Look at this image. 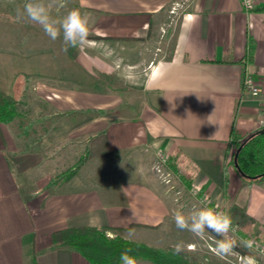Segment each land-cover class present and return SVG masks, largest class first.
Instances as JSON below:
<instances>
[{"label": "crops", "instance_id": "0c3cea01", "mask_svg": "<svg viewBox=\"0 0 264 264\" xmlns=\"http://www.w3.org/2000/svg\"><path fill=\"white\" fill-rule=\"evenodd\" d=\"M65 6L91 14L86 43L0 46V95L16 109L0 121V264H89L52 247L51 233L69 226L119 227L108 231L172 246L161 239L174 211L193 210L174 185L206 190L231 217L232 250L262 260L243 238L264 243V178L248 183L228 159L233 135L258 129V99L241 81L264 67V0L251 10L240 0ZM157 149L180 184L154 173Z\"/></svg>", "mask_w": 264, "mask_h": 264}, {"label": "trees", "instance_id": "16d2710c", "mask_svg": "<svg viewBox=\"0 0 264 264\" xmlns=\"http://www.w3.org/2000/svg\"><path fill=\"white\" fill-rule=\"evenodd\" d=\"M15 114L14 101L0 95V121H9ZM229 148L228 164L234 167L244 180L249 183L264 178V127L241 139L233 135ZM227 174L224 165V179H227ZM109 229L121 228L92 225L59 228L51 233L52 247L77 251L89 264H119L121 253L127 249H131L130 255L136 259H148L155 264H200L198 259L188 256L183 249L177 251V247L173 246L149 245L122 236L118 232L108 236L106 232Z\"/></svg>", "mask_w": 264, "mask_h": 264}, {"label": "clouds", "instance_id": "9594fccd", "mask_svg": "<svg viewBox=\"0 0 264 264\" xmlns=\"http://www.w3.org/2000/svg\"><path fill=\"white\" fill-rule=\"evenodd\" d=\"M64 6L65 0H27L23 8L17 10V20H26L39 26L52 41L62 35L63 50L67 51L70 47L75 48L87 42L89 26L94 20L91 14L82 13L79 9H72L60 18L54 17L53 10ZM173 219L178 229L187 230L196 236L202 237L206 229L220 236L221 239L216 243L217 254H227L236 246V241L228 235L232 220L226 213L207 207L194 208L188 213L175 210ZM251 245L252 242H247L248 247ZM130 252L131 249H127L121 253L120 264H137ZM249 264H256V261L250 258Z\"/></svg>", "mask_w": 264, "mask_h": 264}, {"label": "rangeland", "instance_id": "374dc122", "mask_svg": "<svg viewBox=\"0 0 264 264\" xmlns=\"http://www.w3.org/2000/svg\"><path fill=\"white\" fill-rule=\"evenodd\" d=\"M26 2L27 0H0V46L16 44L19 46L34 47L37 45H43V44L48 43L49 37L44 33V31L39 26L32 24L26 20L25 21L17 20V10L22 9L23 5ZM68 3H69V0H65V5H68ZM70 3H72V1H70ZM72 9H76V8H72L71 6L67 8L65 6V8L54 9L53 15L56 18H60ZM171 10H174V9H171ZM80 11L82 13H85L83 10H80ZM173 16L174 15H172L171 18H173ZM58 41L59 42L62 41V35L60 38H58ZM160 44L161 43L158 41L154 43L155 45L154 50H153L154 52H157V49H158L157 47H159ZM167 168L170 171V181L173 180V181H176L177 184H180V182H178L177 175H175L174 172L169 169L168 165H167ZM152 169L154 173L157 175L158 179L162 181L160 174L156 171L155 163L152 165ZM170 189H172L173 192L175 191V193L191 196L193 198V208L192 209L196 207L197 208L207 207L211 209L210 205L208 204L206 205L205 203L200 201V199L198 198L199 195H197L196 194L197 192L194 191L192 187L190 188V186L188 187V189H186L184 186V190L182 192L178 191L177 185L171 186ZM170 230L172 231V233L170 235L169 234L166 235V237H163V238L161 237L162 238L161 240L171 242L174 245V246L172 245L173 247H176L175 245L177 242L185 238H188L189 235L191 236L193 234L187 230H180L176 227V225H173V224L172 226H170ZM106 234L108 236H112L114 232L107 231ZM228 235L229 237L237 241V237L236 235L232 233V230H230ZM175 238H177L176 241H175ZM196 238H197V241H194L193 244H188L186 245L185 249L184 248H180V249L185 250L188 253V256L190 257L193 256V258H196V259L200 258L204 262L209 261V263H214V264H217L220 261L221 262L224 261L228 263L230 262L226 260L227 257L232 258L230 252L227 254H217L216 243L219 239H221L220 236L216 234L214 235L213 233L211 234L210 230L206 229L205 234L202 237L196 236ZM193 245H194V248H188V247H193ZM162 246H171V245H162Z\"/></svg>", "mask_w": 264, "mask_h": 264}, {"label": "built area", "instance_id": "2783aa9c", "mask_svg": "<svg viewBox=\"0 0 264 264\" xmlns=\"http://www.w3.org/2000/svg\"><path fill=\"white\" fill-rule=\"evenodd\" d=\"M242 7L245 10H251L255 6V0H240ZM174 8V7H173ZM241 88L246 91L250 96L258 99L259 102V117L257 120L258 128L264 127V67L259 70V73L255 76L251 73H246L242 77ZM155 166L156 171L160 174L161 180L165 183L170 181V171L167 168L168 165V155L162 152L160 149L155 150ZM194 191H196L200 201L206 205H210L211 209L217 212H221L220 208L216 203L210 201L209 194L206 190H202L201 187L191 186ZM190 187V188H191ZM232 233L235 235L234 228L231 227ZM110 234V233H109ZM252 242L251 247L247 246V242ZM244 244L256 251L257 255L263 257L262 260L248 253H240L236 251H230L234 258V264H249V260L254 259L256 264H264V243L256 239L254 236L247 235L243 238Z\"/></svg>", "mask_w": 264, "mask_h": 264}, {"label": "water", "instance_id": "95a60500", "mask_svg": "<svg viewBox=\"0 0 264 264\" xmlns=\"http://www.w3.org/2000/svg\"><path fill=\"white\" fill-rule=\"evenodd\" d=\"M261 128H263V127H261ZM234 157H235V155H234ZM234 165H235V167H236V163L234 162Z\"/></svg>", "mask_w": 264, "mask_h": 264}]
</instances>
